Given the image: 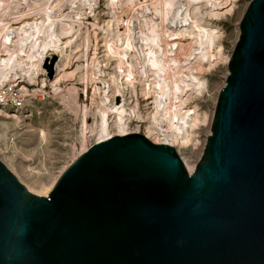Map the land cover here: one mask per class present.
Here are the masks:
<instances>
[{"label":"water","instance_id":"95a60500","mask_svg":"<svg viewBox=\"0 0 264 264\" xmlns=\"http://www.w3.org/2000/svg\"><path fill=\"white\" fill-rule=\"evenodd\" d=\"M239 31L192 174L138 133L94 144L47 197L0 161V264H264V0Z\"/></svg>","mask_w":264,"mask_h":264},{"label":"bare ground","instance_id":"6f19581e","mask_svg":"<svg viewBox=\"0 0 264 264\" xmlns=\"http://www.w3.org/2000/svg\"><path fill=\"white\" fill-rule=\"evenodd\" d=\"M138 1L140 0H137V3ZM93 2L94 0H0L1 103L11 97L9 93L14 89L18 79L24 78L28 82L35 80L43 62L47 66L46 71L49 72L48 70L53 67L54 63L52 58L48 64L49 59L56 52H62L61 47L64 43L61 46V35L67 31L66 21H70L71 25H81L77 22L78 17L84 14V11H90ZM114 2V8H118L114 11L117 15V12L122 13L120 14L123 15L121 17L124 26L129 22L125 21L126 14L132 12V19H135L133 23L137 32L133 34L132 53L136 74L129 66L127 79L130 84L134 85L135 75H138L148 87L145 90L151 94L152 115L149 122L144 125L146 131L153 134L154 143L173 147L172 143L176 140L179 145L189 142L195 146V138L192 137V132L188 130L187 126L191 123L194 125L195 123H204L206 114L198 115L193 110L184 111L185 101L190 95L194 97L202 95L206 89L202 72L206 70L204 67L209 64V60L211 63H215L222 39L221 29L213 20L219 19L223 10L229 11L233 1L150 0L147 9L152 13L151 16L159 20V23H155L154 19L147 20L146 15L143 14L142 17L145 18L143 21L133 15L134 10L132 11L131 7L135 0H114ZM21 3L33 10L28 13L30 14L27 16L28 18L18 20L15 19L14 11ZM228 7L230 8L227 10ZM65 10L66 12H64ZM129 17L128 19L131 18ZM13 19L16 20L13 21L14 23ZM106 27L107 25L104 26L105 30L108 29ZM127 29V26H125V30L121 29L119 45H114V48L112 46L118 58L126 56L125 36L127 34L125 33H127ZM103 38L107 45L111 43L106 35ZM81 46L82 55L85 57L88 49L87 37L83 39ZM221 61L228 65L229 56L225 55ZM122 62L124 64V61ZM122 62L120 61V63ZM97 63L92 59L81 73L80 79L85 85L87 81L94 85L98 79L106 84L103 78H100L101 74ZM121 65L117 64L115 73L121 72ZM68 66L69 60L61 67L63 69L55 78L52 86L55 92H58L76 107L75 113L81 118L80 143L74 148L72 161L63 166L56 176L49 179L48 182H37L40 186L39 191H34L30 186L24 184L28 194L47 197L64 171L81 154L98 142L116 135H126L131 130L130 118L124 115L125 107L122 104V97L119 95L121 90L117 79L115 78V80L113 76L108 78V85H111L113 90L112 94L102 91L103 94L97 96L94 103L91 104L92 110L88 111L86 106L77 104V92L74 87L68 88L65 93L59 89L58 84L61 81L75 76V70H65ZM117 75L114 76L117 77ZM43 83L44 81H42ZM26 93L24 87L18 89V94L23 98ZM186 94H189V97ZM2 109L3 107L0 106V113H3ZM129 111L134 115V119L139 118L136 104L129 108ZM88 115L92 117L89 123L86 121ZM14 118L18 121L16 115ZM138 124L140 123L134 124V130L137 129ZM148 136L150 134H146L145 137L148 138ZM42 138L44 139L43 133ZM9 170L11 169L9 168ZM11 172L13 171L11 170Z\"/></svg>","mask_w":264,"mask_h":264},{"label":"rangeland","instance_id":"374dc122","mask_svg":"<svg viewBox=\"0 0 264 264\" xmlns=\"http://www.w3.org/2000/svg\"><path fill=\"white\" fill-rule=\"evenodd\" d=\"M111 1L114 2V0H94L90 11H84V14L78 17L77 22L81 24L79 26L71 25L70 21H66L67 31L61 35V46L64 43L61 47L62 52H56L49 59L48 64L52 58L54 59L53 67L48 70L49 72L46 71L47 66L43 62L35 80L28 82L24 78L18 79L14 89L9 93L11 97L7 98L3 102L4 104L0 102V106L3 107V113H0V160L7 168L9 166L17 179L19 177L20 180H18L23 186L26 184L34 191H39L40 186L38 183L40 181L48 182L49 179L58 174L63 166L72 161L74 148L79 146L80 143L81 118L75 113L76 107L64 99L62 95H59L58 92H55L52 86L55 78L63 69L61 67L68 60L69 66L65 70H75V76L58 84L62 93H65L68 88L74 87L77 92V104L86 106L87 110L90 111L92 110L90 106L94 103L97 96L104 92L112 94L113 90L111 85H108V78L113 76L114 79H117L115 80L120 86L121 92L119 95L122 97V104L125 107L124 115L130 118L131 130H129L128 134L138 133L144 136L150 134L148 139L152 143L155 141L152 138L153 134L146 131L144 126L145 123L149 122L152 115L151 94L146 91L148 87L145 86V83L138 75H135L134 85L130 84L127 79L129 66L132 67V72L136 74L133 67L134 56L132 53L133 34L137 32L133 23L135 19H132V12L125 15V21H129L125 25L128 27L127 33H125L127 34L125 36L127 51L126 56H124L126 58L122 56L118 58L113 48L114 45H119L118 41L122 34L121 31L123 28L125 30V26L122 21V13L117 12L118 15L115 13L114 10L118 8H114L115 2L113 5ZM149 1L140 0L137 3V0H135L134 5L131 7V10H134L133 15L143 21L145 19L142 17L143 14L146 15L147 20L150 18L154 19L155 23H159V20L151 16L152 13L147 9ZM232 1V8L227 12L225 11L226 9L223 10L221 17L213 20L221 29L222 39L215 63H211L209 60V64L204 67L206 70L202 72L206 82V89L200 96L194 97L190 95L189 97V94H186L189 98L185 101L184 111L193 110L198 115L206 114L204 123H195V125L191 123L189 124L190 126H187L188 130L192 132V137L195 138L196 145L194 146L189 142L179 145L176 140L172 143L189 174L194 171L196 164L202 158L207 137L211 133V124L217 99L220 91L225 86V79L229 75L227 64L223 63L221 58L225 55L230 58L239 38L240 20L251 0ZM32 10L21 3L18 9L14 11L15 19L28 18L27 16L30 15L28 13ZM15 19L12 22L16 21ZM105 25L108 28L106 30L104 28ZM105 35L107 39L111 40L109 45L104 41L103 37ZM85 37L88 38V49L85 57H83L81 44ZM92 59L98 62L96 65L101 74L100 78H103L106 84H103L100 79L94 85L90 81H87L86 85L81 81L80 75L86 64L90 63ZM120 61H124V64L123 62L120 63ZM117 64H122L121 72L119 73L114 71ZM114 75H117V77ZM42 81H44L43 84ZM128 86L131 88L129 89ZM21 87H24L27 91L26 95H24L25 98L18 94V89ZM131 91H134V93H131ZM15 99L20 100V105L17 104ZM134 104H136L137 112H139V118L136 117L135 119L134 115L129 111V108L134 106ZM14 115L18 117V121L15 120ZM91 119V115H88L86 121L89 123ZM136 122L141 125L138 124L137 129L134 130L133 127ZM42 133L44 134V139L42 138ZM176 137L178 138V136ZM154 144L158 143L155 142Z\"/></svg>","mask_w":264,"mask_h":264},{"label":"built area","instance_id":"2783aa9c","mask_svg":"<svg viewBox=\"0 0 264 264\" xmlns=\"http://www.w3.org/2000/svg\"><path fill=\"white\" fill-rule=\"evenodd\" d=\"M15 100H16L17 104L19 105V103H20V100H19V99H15Z\"/></svg>","mask_w":264,"mask_h":264}]
</instances>
